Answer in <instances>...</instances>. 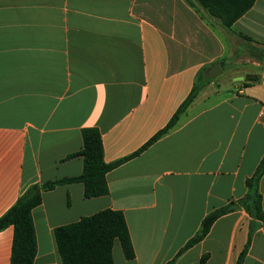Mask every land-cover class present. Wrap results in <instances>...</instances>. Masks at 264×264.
Wrapping results in <instances>:
<instances>
[{"label": "crops", "instance_id": "1", "mask_svg": "<svg viewBox=\"0 0 264 264\" xmlns=\"http://www.w3.org/2000/svg\"><path fill=\"white\" fill-rule=\"evenodd\" d=\"M214 63L220 79L142 149ZM263 93L264 0L229 28L195 0H0V215L29 186L81 172L68 156L83 128L99 131L106 162L123 159L104 195L41 190L25 264H62L54 228L106 208L122 212L134 251L114 240V264H235L248 240L242 264H264V226L243 208L176 256L208 212L246 194L264 156ZM258 189L264 211V172ZM12 238L0 230V264Z\"/></svg>", "mask_w": 264, "mask_h": 264}, {"label": "trees", "instance_id": "2", "mask_svg": "<svg viewBox=\"0 0 264 264\" xmlns=\"http://www.w3.org/2000/svg\"><path fill=\"white\" fill-rule=\"evenodd\" d=\"M210 15L218 18L222 26L231 27L236 19L248 10L255 0H195ZM209 77L202 74L196 78L191 91L180 103L167 124L154 134L142 146L147 145L164 134L177 121L179 115L190 105L198 92L205 86ZM82 147L68 157L82 158L81 172L76 176L63 177L33 184L24 190L16 201L0 215V230L12 226L13 238L10 261L12 264L31 263L36 255V236L32 221V209L41 202V190H49L57 185L72 182L83 184V195L86 198L104 195L108 192L105 174L123 159L106 162L103 157V146L99 131L94 127L83 128L81 132ZM264 172V156L252 176L246 179V194L228 203L212 209L201 220L199 229L180 248L176 256L185 249L200 241L209 231L213 222L223 214L238 208H243L252 219L264 226V211L262 197L258 189V181ZM253 227L251 226V231ZM250 231V232H251ZM54 239L62 264H114L112 247L117 240L126 259L133 258L128 228L121 211L102 209L90 215L82 216L79 220L54 228ZM249 245L240 252L235 264H242L243 257ZM207 258H200L203 263ZM175 257L166 264H172Z\"/></svg>", "mask_w": 264, "mask_h": 264}, {"label": "water", "instance_id": "3", "mask_svg": "<svg viewBox=\"0 0 264 264\" xmlns=\"http://www.w3.org/2000/svg\"><path fill=\"white\" fill-rule=\"evenodd\" d=\"M220 73V67L218 65V63H214L212 64V66H210V68L207 71V74L210 77H215L216 75H218Z\"/></svg>", "mask_w": 264, "mask_h": 264}, {"label": "rangeland", "instance_id": "4", "mask_svg": "<svg viewBox=\"0 0 264 264\" xmlns=\"http://www.w3.org/2000/svg\"><path fill=\"white\" fill-rule=\"evenodd\" d=\"M222 76V74L221 75H217V76H215L214 78H209V80H211V79H220V77ZM208 80V81H209ZM221 82V81H220ZM115 244H117V242H115Z\"/></svg>", "mask_w": 264, "mask_h": 264}, {"label": "built area", "instance_id": "5", "mask_svg": "<svg viewBox=\"0 0 264 264\" xmlns=\"http://www.w3.org/2000/svg\"><path fill=\"white\" fill-rule=\"evenodd\" d=\"M263 99H264V93H263Z\"/></svg>", "mask_w": 264, "mask_h": 264}]
</instances>
